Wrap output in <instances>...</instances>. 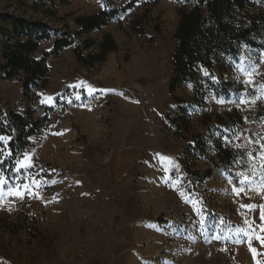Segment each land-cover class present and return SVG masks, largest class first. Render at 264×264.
Segmentation results:
<instances>
[{
  "label": "rangeland",
  "instance_id": "obj_1",
  "mask_svg": "<svg viewBox=\"0 0 264 264\" xmlns=\"http://www.w3.org/2000/svg\"><path fill=\"white\" fill-rule=\"evenodd\" d=\"M129 2L0 0V67L4 46L24 39L14 21L47 23L41 58L59 35L76 33V17ZM252 2L245 14H264V2ZM181 5L140 0L109 25L75 34L47 60L49 85L29 99L21 80L0 70L1 111L30 105L33 117L50 119L25 152L32 167L0 173V264H264V49L244 44L223 73L214 69L229 95L209 89L203 105L190 83L172 94ZM136 20L144 31L130 28ZM107 33L118 50L104 63L77 60L76 46L92 40L89 56ZM177 115L186 122L173 123ZM220 144L233 152L231 169L213 166ZM238 174L252 181L239 194ZM25 184L35 195L8 191Z\"/></svg>",
  "mask_w": 264,
  "mask_h": 264
},
{
  "label": "trees",
  "instance_id": "obj_2",
  "mask_svg": "<svg viewBox=\"0 0 264 264\" xmlns=\"http://www.w3.org/2000/svg\"><path fill=\"white\" fill-rule=\"evenodd\" d=\"M138 1L140 0H131L120 9L106 8L88 16L76 17V33L59 35L53 49L44 53L41 58H38L40 44L50 38L47 23L14 21L16 27L22 30L21 36L24 39L4 46L5 65L0 67V70L4 72L5 79L21 80L26 98L29 99L32 90H44L49 85L51 70L47 60L51 56H58L65 48L71 46L75 34L83 35L109 25L121 13L135 8ZM179 1L182 5L177 10L180 21L175 36L177 46L173 54L174 69L169 91L175 94L185 83H190L193 86L194 100L204 105L209 89L219 96L229 95L231 91L229 82L221 80L215 85L212 81L216 67L223 73L227 69L228 58L238 56L244 44L264 49V14H245L246 9L253 6L252 0ZM136 23L137 20L130 24L133 32L144 31L141 27L137 28ZM119 25L120 29L123 28L122 22ZM3 32V25L0 23V34ZM94 44L90 40L84 43V48H75L77 60L88 68L104 63L110 52L118 50L112 34L107 33L97 45L98 51L85 56L83 49H90ZM174 100L178 103L181 101L176 96ZM32 111L30 105L24 114L16 111L5 114L0 110V137H7L9 142L6 147L0 143V148L4 147V151H0V173L6 174L7 177H11L17 161L23 159L32 143L31 138L43 132L50 123L47 113L43 117L35 118ZM170 120L173 123L186 122L184 115L171 117ZM218 153L216 159H212L213 166L217 169H231L235 160L233 152L220 144ZM213 173L214 170L209 169L199 180L210 177Z\"/></svg>",
  "mask_w": 264,
  "mask_h": 264
},
{
  "label": "snow or ice",
  "instance_id": "obj_3",
  "mask_svg": "<svg viewBox=\"0 0 264 264\" xmlns=\"http://www.w3.org/2000/svg\"><path fill=\"white\" fill-rule=\"evenodd\" d=\"M249 75H251V73L253 71H255V69H246L245 70ZM79 98V97H77ZM2 139V138H0ZM249 156H251V153H249ZM261 158L264 159V153H261ZM162 159H170V158H162ZM253 159H255V157H253ZM17 165L18 167L16 168V171L20 170V167H23L25 170H27L28 168L32 167V164L30 163V158L28 157V154H25V158L23 160H18L17 161ZM261 167H264V164L260 165ZM238 175H242V174H238ZM262 180H264V177H262ZM6 182V178H0V185H4ZM252 181L249 180V177L246 175H242V178L239 180V185L240 188L237 190V194H239L240 191H244L246 185L248 183H251ZM16 189L15 194L20 198L23 199L25 195H35V193L33 192V189L28 185L25 184L23 185V188L20 187V185H13L12 187H9L8 191L11 194L12 193V188ZM0 198H2V196H0ZM241 207H247V208H253L254 205H241ZM262 218H264V214H262ZM201 227L204 228L206 227V220L205 219H201L200 221ZM219 238V237H217Z\"/></svg>",
  "mask_w": 264,
  "mask_h": 264
},
{
  "label": "crops",
  "instance_id": "obj_4",
  "mask_svg": "<svg viewBox=\"0 0 264 264\" xmlns=\"http://www.w3.org/2000/svg\"><path fill=\"white\" fill-rule=\"evenodd\" d=\"M116 71H114V73H115ZM116 74V73H115ZM24 159V158H23Z\"/></svg>",
  "mask_w": 264,
  "mask_h": 264
}]
</instances>
